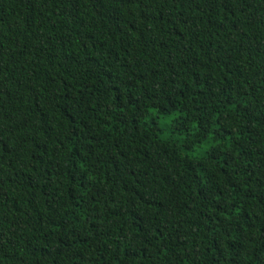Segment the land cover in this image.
Returning <instances> with one entry per match:
<instances>
[{"label":"trees","instance_id":"1","mask_svg":"<svg viewBox=\"0 0 264 264\" xmlns=\"http://www.w3.org/2000/svg\"><path fill=\"white\" fill-rule=\"evenodd\" d=\"M0 264H264V0H0Z\"/></svg>","mask_w":264,"mask_h":264},{"label":"rangeland","instance_id":"2","mask_svg":"<svg viewBox=\"0 0 264 264\" xmlns=\"http://www.w3.org/2000/svg\"><path fill=\"white\" fill-rule=\"evenodd\" d=\"M176 115H171V116H164L162 119H160V126L163 127L164 129L171 130L170 125L172 124L173 120L175 119ZM209 146V143H207L204 148L198 149L194 151L193 153L196 155H201Z\"/></svg>","mask_w":264,"mask_h":264}]
</instances>
